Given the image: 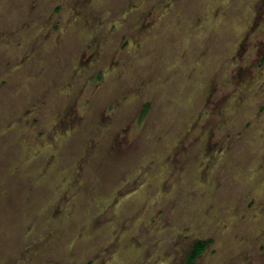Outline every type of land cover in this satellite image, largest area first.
<instances>
[{
	"label": "rangeland",
	"instance_id": "rangeland-1",
	"mask_svg": "<svg viewBox=\"0 0 264 264\" xmlns=\"http://www.w3.org/2000/svg\"><path fill=\"white\" fill-rule=\"evenodd\" d=\"M264 264V0H0V264Z\"/></svg>",
	"mask_w": 264,
	"mask_h": 264
},
{
	"label": "trees",
	"instance_id": "trees-1",
	"mask_svg": "<svg viewBox=\"0 0 264 264\" xmlns=\"http://www.w3.org/2000/svg\"><path fill=\"white\" fill-rule=\"evenodd\" d=\"M208 243L205 241L196 242L192 253L189 255L188 264H195L196 260L206 251Z\"/></svg>",
	"mask_w": 264,
	"mask_h": 264
}]
</instances>
